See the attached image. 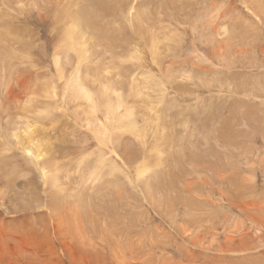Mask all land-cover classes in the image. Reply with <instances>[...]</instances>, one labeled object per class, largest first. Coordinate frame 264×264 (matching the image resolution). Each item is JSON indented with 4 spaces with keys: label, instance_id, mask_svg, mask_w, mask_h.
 <instances>
[{
    "label": "rangeland",
    "instance_id": "1",
    "mask_svg": "<svg viewBox=\"0 0 264 264\" xmlns=\"http://www.w3.org/2000/svg\"><path fill=\"white\" fill-rule=\"evenodd\" d=\"M76 12L136 120L108 141ZM0 264H264V0H0Z\"/></svg>",
    "mask_w": 264,
    "mask_h": 264
},
{
    "label": "bare ground",
    "instance_id": "2",
    "mask_svg": "<svg viewBox=\"0 0 264 264\" xmlns=\"http://www.w3.org/2000/svg\"><path fill=\"white\" fill-rule=\"evenodd\" d=\"M129 16L130 19H128ZM128 17H127L128 21L132 22L133 12H129ZM136 18L139 19V17ZM66 19L68 24L64 25L65 27L63 29L62 43H61L62 50L65 56V60L69 59L68 53L70 52L72 53L74 52L77 57L76 59H78V63L73 68L74 71L73 75L69 79L68 83L65 85V89L67 91L66 94H68L73 100L86 104L92 114H97L98 105L104 108L103 119L99 121L102 127L101 129L103 130L102 131L103 139L108 141V139H110L111 137V133L115 128H118L121 131H128V132L135 131L136 120L134 118L132 109H130L131 106L130 107L127 106L126 101H123L121 99L120 93L116 92L119 90L117 84L115 85V87H113L109 84L101 83L98 84V87L96 89L89 88L85 84L86 81L88 80L87 79L89 72L88 64L90 59V52H89L90 50L89 48H87L89 46V42H88L89 38L85 36L87 32L86 29L89 28L86 22L85 13L76 12L73 15H68ZM168 40H172V39L168 38ZM154 53L155 52L153 51V54ZM62 58H60L59 52L55 53L53 55L54 66L60 68L61 67L60 60H62ZM83 66L85 68H82ZM103 71L104 74L109 73L107 69H104ZM96 75L99 76V74L97 73ZM96 81L97 79L94 82ZM130 86L135 88V92L137 95H139L140 93L141 94L144 93L143 92L145 90L144 86L141 83L135 81L133 77L131 79ZM138 134L142 135L140 132ZM161 163L162 160L158 158L156 160V165L160 166ZM100 167L101 166L95 169L98 171ZM147 174H148V167L144 164H141L140 167H138L136 170V175L138 178H144ZM41 175L44 177V173H41ZM54 181L55 182L57 181L56 177L54 178Z\"/></svg>",
    "mask_w": 264,
    "mask_h": 264
}]
</instances>
